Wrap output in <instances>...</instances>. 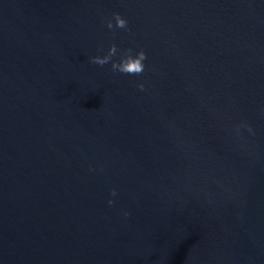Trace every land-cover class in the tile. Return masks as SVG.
<instances>
[{"label":"water","instance_id":"1","mask_svg":"<svg viewBox=\"0 0 264 264\" xmlns=\"http://www.w3.org/2000/svg\"><path fill=\"white\" fill-rule=\"evenodd\" d=\"M0 264H264V0H0Z\"/></svg>","mask_w":264,"mask_h":264},{"label":"clouds","instance_id":"2","mask_svg":"<svg viewBox=\"0 0 264 264\" xmlns=\"http://www.w3.org/2000/svg\"><path fill=\"white\" fill-rule=\"evenodd\" d=\"M111 19H106L104 24L108 30L111 31L112 35H116V29H122L126 32H130L128 20L123 17L119 12H113L111 14ZM114 21V23H113ZM103 47L97 49V52H103ZM119 54V60L114 61L113 57ZM148 59L147 53L142 49L133 50L132 48L127 49H119L115 43H111L108 47L106 54L103 56L97 54L95 56L89 57V62L100 67H103L109 63H111V70L113 73H120L129 76H141L145 71L144 61ZM136 87L140 91L145 90V85L143 83H138ZM247 128L249 133L253 131L252 127L248 124H238L236 125L234 131L237 136L240 135L241 128ZM111 195L115 196L116 191L113 189L111 191ZM113 203L112 200L108 201V204L111 205ZM125 216L128 215L127 212L124 213Z\"/></svg>","mask_w":264,"mask_h":264}]
</instances>
